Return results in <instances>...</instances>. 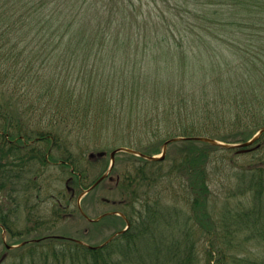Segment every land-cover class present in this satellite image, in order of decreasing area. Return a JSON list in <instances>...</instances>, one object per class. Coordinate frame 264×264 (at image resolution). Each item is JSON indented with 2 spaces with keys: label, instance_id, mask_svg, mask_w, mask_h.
Returning a JSON list of instances; mask_svg holds the SVG:
<instances>
[{
  "label": "trees",
  "instance_id": "trees-1",
  "mask_svg": "<svg viewBox=\"0 0 264 264\" xmlns=\"http://www.w3.org/2000/svg\"><path fill=\"white\" fill-rule=\"evenodd\" d=\"M258 19L264 28V0H0V84L5 82L0 93L9 98L0 108L13 104L19 108L16 114L0 110L7 124L0 131V198L6 188L16 194L22 189L38 192L40 169L48 163L67 169V182L79 187L84 154L74 152L77 141L72 134L85 128L91 131L94 124L93 139L103 138L102 132L111 126L118 131L112 145L121 142L144 154L158 153L168 138H186L169 169L164 168L167 154L159 161L125 153L130 167L113 187L119 194L118 210L129 223L125 231L117 226L120 232L95 248L89 245L105 240L89 245L51 235L38 237L37 242L19 240L26 243L16 248L11 264H264V246L256 253L240 252L244 244V248L249 243L257 248L264 245V131L248 148L188 139L197 135L192 131L196 126H190L196 118L204 123L222 119L241 123L240 129L230 131L241 130L237 135L242 141L264 125H257L262 122L257 110L264 108V58L246 60L237 49L246 29L247 37L255 40L252 26ZM225 40L233 43L231 55L217 48ZM33 42L37 48L28 47ZM62 57L64 63H74L75 70L79 62L85 66L96 58L95 67L81 68L83 78L88 70L96 71L90 74L89 92L75 94L64 86L55 94L58 80L65 81L57 70ZM114 58L122 63L118 68L112 67ZM46 62L51 66L48 72L34 71L35 64L45 67ZM120 73L129 85L123 84L117 98L108 96L116 90L104 81L120 82ZM170 85L176 87L174 93L167 91L173 89ZM20 108H43L49 130L24 126L31 118ZM153 120L167 126L175 122L178 133L168 127L159 133ZM202 132L224 142H239L228 140L234 134L220 128L205 126ZM148 138L154 140L146 145ZM230 150L250 151L253 156L249 165L234 172L235 204L214 210L208 168L215 152ZM87 158L94 159L90 154ZM167 180L172 185L176 180L173 202L163 200L169 198L162 187ZM14 211L10 205H0V226L10 237L19 234L11 229ZM61 211L57 206L54 212L58 216ZM114 218L125 224L116 215L110 216L111 222ZM196 229L209 238L201 259ZM244 231L243 238L233 237ZM54 241L62 243L57 246ZM230 248L237 251L228 252Z\"/></svg>",
  "mask_w": 264,
  "mask_h": 264
},
{
  "label": "rangeland",
  "instance_id": "rangeland-1",
  "mask_svg": "<svg viewBox=\"0 0 264 264\" xmlns=\"http://www.w3.org/2000/svg\"><path fill=\"white\" fill-rule=\"evenodd\" d=\"M252 32L255 35V40H252L249 35L248 30L245 31V36H243L242 42L240 45L237 46L239 50L240 56L245 58L246 60L250 61H257V58H264V28L260 26L259 19L256 21L255 25L252 26ZM253 35V34H252ZM253 35V36H254ZM178 37V36H177ZM11 42V39H10ZM226 42V40L224 41ZM36 46L38 47L37 42H33L30 47ZM175 48V47H174ZM218 50L223 49L224 53L227 55H231L233 53V43L226 42L225 44L217 45ZM133 51V50H132ZM142 52V51H140ZM153 51H148L147 53H152ZM143 53V52H142ZM117 57V56H116ZM115 57V58H116ZM114 58V59H115ZM243 58L238 59V61L243 60ZM59 62L57 65V70L59 74L65 76L64 84L62 81L58 80V87L56 88L55 94H58V88H65L70 87L75 94H79L80 92L84 93V91L89 92L90 81L93 76H90L91 73L96 74V71L90 73L88 70V76L85 78L82 77V73L85 72L81 70V68H93V64L95 67V59H92L91 62L85 66L81 62L78 63L77 69L75 70L74 63L68 65L64 63L63 57L58 59ZM49 62L45 63L44 65L35 64L34 71L36 69H40V71L48 72L51 69V66L48 64ZM246 61L244 60V64ZM120 59H115L112 61V67L118 68L121 65ZM66 73L67 76H66ZM65 74V75H64ZM122 73H120V77L122 78ZM248 74V73H247ZM124 76H127V72H124ZM62 77V78H63ZM119 77V78H120ZM130 77V76H129ZM61 79V78H60ZM118 80V79H117ZM115 79H109V81H104L105 83L109 84L108 86L114 85V89L116 92L110 91V95L117 98L120 95V88H123V84L129 85L130 81H117ZM179 83V82H178ZM5 84L1 83L0 85ZM6 83L5 88H9ZM57 84V83H56ZM55 84V85H56ZM172 85V84H171ZM170 85V86H171ZM173 86H171L172 88ZM110 90L112 88H109ZM103 91V87L100 88ZM124 90L128 91L124 88ZM176 87L173 89L167 88L168 92H175ZM181 93H190L188 90H181ZM172 95V94H171ZM8 98V95L4 93H0V103L4 102ZM9 99V98H8ZM77 99V97H76ZM92 99V97H91ZM95 98H93L94 100ZM177 101V100H176ZM7 106V105H5ZM16 105H11L5 108H0V110L7 111L11 110L13 112L18 113L19 108H15ZM43 110V108H41ZM40 108L35 109H28L27 108H20V110L25 111L27 114L26 118H31L29 121H24V126L31 127L32 129H40L47 131L48 126L46 125L48 118L41 114ZM56 108H51L50 111L55 110ZM60 112V111H59ZM258 114H262V118L259 124L264 123V108H260L257 110ZM40 116H44L43 122L39 123ZM49 117V116H48ZM204 121V120H203ZM201 119L198 120L197 118L194 119L190 124V126H196L192 129L194 134L202 135V136H209L213 137L210 134L199 133L201 128L205 126L220 128L224 132H230L234 134L228 140H238L241 142L243 140L242 136H238V133H235V130H231V128L237 127L240 129L243 126L241 123L231 124L227 123L226 120L222 119L221 121L214 120L213 122H203ZM116 123L110 122L109 125ZM153 127L156 128L157 125L160 127L157 128L159 133H165L166 127L173 130V134L178 133V129L175 130V122L169 123V126L163 121V123L158 124L155 120L151 122ZM6 121L4 118L0 117V131L6 126ZM78 127V124H75V128ZM95 124L92 125L91 131L89 129H82L81 132L76 131L72 134L73 141H77V146L74 144V152L76 153H83L82 163L84 171V176L80 178L79 182L81 185H89L92 182L94 183L98 176L105 173L108 169L110 163V151L111 148L114 146H124V144H120L121 142L115 143L116 145H112V141H114L115 136H118V131L114 127H109L107 130L103 131V138L99 137L98 140L93 139L92 137L97 134L94 132ZM12 127H10L11 129ZM97 130V129H96ZM227 130V131H226ZM134 131V130H133ZM132 131V132H133ZM245 131V130H244ZM243 131V132H244ZM83 133V134H82ZM100 133V131H99ZM212 135L213 132H208ZM83 139H82V137ZM133 135L142 137L143 134L140 133H133ZM246 135V134H245ZM176 137V136H175ZM149 140H154V138H148L144 141V144H148ZM218 140V139H217ZM95 141L97 143H95ZM157 141V140H156ZM221 141V140H220ZM155 142V141H154ZM158 142V141H157ZM181 140L174 141L168 144L166 149V159L164 163V168L169 169L171 165V158H179V148L182 146L180 143ZM224 142V141H222ZM111 144V145H110ZM37 145L44 146V142H38ZM45 147V146H44ZM151 146H148L150 148ZM162 148V147H161ZM104 152L102 156H99V152ZM161 149L156 155L160 154ZM90 153L97 154L98 157L94 158L93 160H88L87 155ZM127 152L120 151L118 152L117 161H115L114 168L109 171L108 175H106L94 188H92L87 194H82L80 205L85 213L89 218L94 219V221H89L78 209L77 200L79 197V193L81 191V185L76 187L74 184H70L67 182L68 179V172L67 169L59 166L58 164H51L48 163L47 165H43V169H40L39 177L37 179L38 183L40 184V190L37 192L35 189L30 190H21L19 193H14L8 188L3 190V197L0 198V205L5 208L9 207V205L15 209L16 214V222L12 226L13 231H18L19 234L10 237L8 231L4 230L0 226V264H11L12 258L15 257L14 254L18 253L16 248H20L22 245L18 246L19 240L25 239H33L38 238L45 235H62L68 237H74L81 240L88 242V244H98L102 241L109 238L115 231H117V226L125 227L124 222L121 223L119 219H113L111 222L110 216L116 215L119 217L123 216L119 213L118 204L116 201L119 198L118 191L115 190L113 187L115 185L116 179L120 177V175L130 167L127 165ZM56 154H59L56 153ZM252 154L250 151L247 152H236L235 150L230 151H218L212 157V161L209 165V187L211 189V200L215 205L214 210L220 209L223 205H234L236 202V198L231 195L232 190L234 189L237 181L235 178V171L241 170L243 166L249 165ZM173 184L170 183L169 180L162 183V187L164 189V193H169V198L163 197L164 201H172L176 199V180L173 181ZM83 189V188H82ZM69 191H73L74 194L71 195ZM181 198V195L178 199ZM242 198V197H241ZM244 199V198H243ZM115 200V201H113ZM229 203H226L228 202ZM184 209L187 207L182 203L179 202ZM62 208L61 213L57 216L54 212L57 208ZM217 215L215 214V217ZM246 232L237 233L233 237L243 238ZM195 240L198 239L197 249L199 252V258L203 257V251L205 246L208 244V235L198 229L195 230L194 233ZM59 240V239H56ZM45 242V241H44ZM48 242V241H47ZM57 243L56 245L59 246L60 241H54ZM13 244L16 245L14 247L9 248V251H5L4 244ZM46 245V243L44 244ZM245 245V244H244ZM240 248V252L243 254H247L249 251L251 253H256L263 249L262 247H256L252 243H249L247 247ZM237 249H228V252H236ZM216 255V250L214 251Z\"/></svg>",
  "mask_w": 264,
  "mask_h": 264
},
{
  "label": "water",
  "instance_id": "water-1",
  "mask_svg": "<svg viewBox=\"0 0 264 264\" xmlns=\"http://www.w3.org/2000/svg\"><path fill=\"white\" fill-rule=\"evenodd\" d=\"M264 131V126L260 127L249 139L243 141V142H239V143H226V142H222V141H219V140H216L214 138H211V137H206V136H192V137H188V139H192V140H198V141H205V142H208V143H211V144H214V145H219V146H223V147H226V148H239V147H247L251 144H253L257 138L261 135V133ZM181 139H186L185 137H172V138H169L167 140H165L162 144V148H161V152L159 155H147V154H143L141 152H138V151H135L133 149H130V148H127V147H117L115 149H113L111 152H110V163H109V166H108V169L105 173H103L93 184H91V186H89V188L83 190V192L79 195L78 197V200H77V204H78V207H79V210L80 212L90 221L94 220L92 218H89L87 217L81 206H80V199L82 197V194H86L87 192H89L94 186H96L107 174L108 172L112 169L113 165H114V161H115V154L117 152H120V151H124V152H128V153H131V154H134V155H137V156H141L147 160H162L164 159L165 157V153H166V149H167V146L169 143L171 142H174V141H178V140H181ZM104 152H99L98 155L101 156L103 155ZM94 154L93 153H90V157H93ZM128 227V223L126 225V228ZM126 228H124L122 231H124ZM118 233V232H117ZM117 233L113 234L111 237H109L105 242H103L102 244L98 245V246H102L104 244H106L109 240L112 239L113 236H115ZM54 237L56 238H62L63 236H60V235H55ZM78 243H81V244H84L83 241L81 240H78V239H72ZM35 241H38V239H35ZM25 242H21L20 244H17L18 246L19 245H22L24 244ZM16 245H12V244H6V247L7 248H11V247H14ZM98 246H91L89 245V247L91 248H95V247H98Z\"/></svg>",
  "mask_w": 264,
  "mask_h": 264
}]
</instances>
